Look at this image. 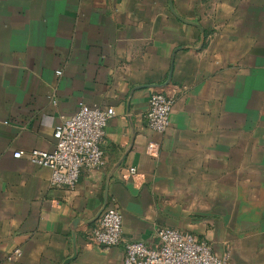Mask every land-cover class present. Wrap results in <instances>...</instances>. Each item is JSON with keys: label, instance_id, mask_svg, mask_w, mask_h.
I'll list each match as a JSON object with an SVG mask.
<instances>
[{"label": "crops", "instance_id": "0c3cea01", "mask_svg": "<svg viewBox=\"0 0 264 264\" xmlns=\"http://www.w3.org/2000/svg\"><path fill=\"white\" fill-rule=\"evenodd\" d=\"M80 102L115 110L104 164L54 188L29 153ZM106 200L124 243L170 227L264 264V0H0V264H124V243L90 240Z\"/></svg>", "mask_w": 264, "mask_h": 264}, {"label": "built area", "instance_id": "2783aa9c", "mask_svg": "<svg viewBox=\"0 0 264 264\" xmlns=\"http://www.w3.org/2000/svg\"><path fill=\"white\" fill-rule=\"evenodd\" d=\"M59 75L61 71L57 72ZM173 98L163 91L150 96L146 115L148 127L165 132L171 122ZM115 115L112 107L102 108L80 102L78 110L56 125L52 150L33 149L29 160L36 166L51 171V186L74 190L84 170H97L104 164L102 143L109 121ZM23 151L15 152L20 158ZM136 168L122 173L123 181L136 175ZM161 245L151 247L143 241L123 240V215L114 203L108 204L90 232L93 244L108 249L124 243V264H230L228 258H219L206 240L175 228L163 227L157 231ZM21 256L19 249L9 256Z\"/></svg>", "mask_w": 264, "mask_h": 264}, {"label": "water", "instance_id": "95a60500", "mask_svg": "<svg viewBox=\"0 0 264 264\" xmlns=\"http://www.w3.org/2000/svg\"><path fill=\"white\" fill-rule=\"evenodd\" d=\"M107 202H108V201L106 200V202H105V204H104V206H103V209L101 210V212H100V214L98 215L97 219L99 218V216L101 215V213L103 212V210L105 209V207L107 206ZM97 219H96V220H97ZM69 262H70V260H67V261H66V264L69 263Z\"/></svg>", "mask_w": 264, "mask_h": 264}]
</instances>
